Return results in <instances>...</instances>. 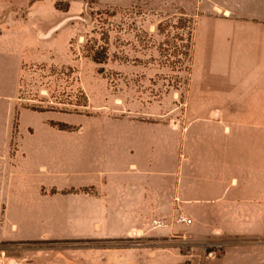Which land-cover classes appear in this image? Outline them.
Returning <instances> with one entry per match:
<instances>
[{
  "label": "rangeland",
  "instance_id": "obj_1",
  "mask_svg": "<svg viewBox=\"0 0 264 264\" xmlns=\"http://www.w3.org/2000/svg\"><path fill=\"white\" fill-rule=\"evenodd\" d=\"M201 1L0 0V91L16 81L17 102L41 113L25 115L23 126L15 109L11 151L22 132H34L31 123L109 134L128 125L130 143L141 145L139 163L150 159L157 171L151 213L140 221L121 204L137 198L115 164L102 181L66 165H44L28 181L14 177L11 188L23 192L0 200V264H264L259 64L228 98L200 92L192 76ZM18 25L35 33L36 45L22 53L17 76L16 58L3 48ZM96 52L106 60L94 61ZM177 194L191 199L179 206ZM73 204L92 215L70 216ZM180 214L191 222H177Z\"/></svg>",
  "mask_w": 264,
  "mask_h": 264
},
{
  "label": "crops",
  "instance_id": "obj_2",
  "mask_svg": "<svg viewBox=\"0 0 264 264\" xmlns=\"http://www.w3.org/2000/svg\"><path fill=\"white\" fill-rule=\"evenodd\" d=\"M201 2L206 3V13L200 15L195 27L193 49L195 74L192 76V80L198 81L200 92L211 94L210 96L213 97L218 96L220 99L228 98L234 87L241 84L246 71L259 64L260 99L256 105H259L260 120V190L264 199V0H202ZM10 30L12 37L9 39V44H6L3 49L8 52L12 51L13 57L16 58V75L18 76L22 53L26 54L28 48L36 45V35L33 31L23 30L19 25L13 26ZM3 35L4 32L0 34V37ZM206 107L217 109L221 105ZM15 109L18 111L20 123L25 115L41 114L17 102L16 81H14L11 90L0 91L1 201L8 203L9 197L14 194H22L23 186L20 190L17 187L16 190L11 188L14 177L16 182L28 181L29 173L42 171L41 167L44 165H52L58 169L62 165H66L70 173L80 175L85 179L102 181L108 171L107 166L115 164L117 178L122 182L121 185L126 186L133 198H137V201L126 199L121 204L127 210L132 208L137 213L139 221L143 217L142 214L151 213L152 197H154L156 188L154 175L157 171L151 166L150 159H147L146 165L139 163L138 154L141 145L138 138L132 144L130 143L128 125L123 130L121 128V131L119 130L120 132L118 131L116 134H109L103 132L61 133L31 123L34 126V132H22L19 137V149L12 152L10 126ZM27 124L21 123L23 126H27ZM253 149L252 138L250 144L246 139L245 179L247 191L248 181L252 182ZM113 150L122 152L114 160L109 156ZM249 150L251 153L250 164H248ZM170 174H172V170H166L164 177ZM140 178H144V182H141ZM126 180L127 183H125ZM130 180L133 181L131 184L128 182ZM123 189L125 188L123 187ZM194 189L197 193L200 187L195 186ZM203 191L207 195L209 190L204 188ZM176 199L180 206V201L191 198H184L177 194ZM192 199L199 200L198 197H192ZM91 215L90 209L82 212L77 204H73L70 209V216ZM134 229L141 228L136 226L132 231Z\"/></svg>",
  "mask_w": 264,
  "mask_h": 264
},
{
  "label": "trees",
  "instance_id": "obj_3",
  "mask_svg": "<svg viewBox=\"0 0 264 264\" xmlns=\"http://www.w3.org/2000/svg\"><path fill=\"white\" fill-rule=\"evenodd\" d=\"M191 44H192V43L190 42V44H189V48L191 47ZM91 58H92L94 61L102 62V61H105V60H106L107 56L105 55V56H103V57H99V56L97 55V52H96V53H94V54L91 55Z\"/></svg>",
  "mask_w": 264,
  "mask_h": 264
},
{
  "label": "built area",
  "instance_id": "obj_4",
  "mask_svg": "<svg viewBox=\"0 0 264 264\" xmlns=\"http://www.w3.org/2000/svg\"><path fill=\"white\" fill-rule=\"evenodd\" d=\"M176 220H177V222H183V223L191 222V219L189 217L184 216L182 214L178 215Z\"/></svg>",
  "mask_w": 264,
  "mask_h": 264
},
{
  "label": "water",
  "instance_id": "obj_5",
  "mask_svg": "<svg viewBox=\"0 0 264 264\" xmlns=\"http://www.w3.org/2000/svg\"><path fill=\"white\" fill-rule=\"evenodd\" d=\"M67 20V18L61 20L58 24H56L55 26H53L47 33L45 36H48L53 30H55L56 28L60 27L65 21Z\"/></svg>",
  "mask_w": 264,
  "mask_h": 264
}]
</instances>
